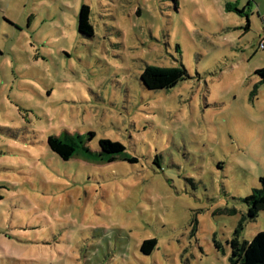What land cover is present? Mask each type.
<instances>
[{
  "label": "rangeland",
  "instance_id": "rangeland-1",
  "mask_svg": "<svg viewBox=\"0 0 264 264\" xmlns=\"http://www.w3.org/2000/svg\"><path fill=\"white\" fill-rule=\"evenodd\" d=\"M261 41L264 0H0V264H229L264 174ZM175 64L189 78L141 84ZM65 134L136 161H63Z\"/></svg>",
  "mask_w": 264,
  "mask_h": 264
},
{
  "label": "trees",
  "instance_id": "trees-1",
  "mask_svg": "<svg viewBox=\"0 0 264 264\" xmlns=\"http://www.w3.org/2000/svg\"><path fill=\"white\" fill-rule=\"evenodd\" d=\"M175 9L179 0H171ZM89 7L82 5L77 15L78 30L91 37L93 27L89 22ZM260 83H264V68L257 70ZM189 78L186 68L182 64L171 66L146 65L139 75L141 84L148 90H168L179 82ZM93 134L87 135L88 140ZM84 137L80 134H65L63 137L48 136L47 146L52 153L63 161L69 160L74 154L81 153L89 158L106 160L108 162L121 159L129 163L136 161L129 156L125 147L118 141L101 138L98 140V149L91 150L85 145ZM247 212L242 216L232 237L228 241L230 246L229 264H264V230L258 231L250 240L239 241L241 223L254 220L258 214L264 212V174L259 178V187L244 198ZM156 239H145L140 244V251L149 255L156 247Z\"/></svg>",
  "mask_w": 264,
  "mask_h": 264
},
{
  "label": "built area",
  "instance_id": "built-area-1",
  "mask_svg": "<svg viewBox=\"0 0 264 264\" xmlns=\"http://www.w3.org/2000/svg\"><path fill=\"white\" fill-rule=\"evenodd\" d=\"M260 46H264V42L263 41L260 42Z\"/></svg>",
  "mask_w": 264,
  "mask_h": 264
}]
</instances>
